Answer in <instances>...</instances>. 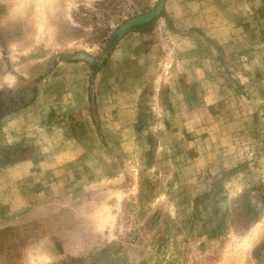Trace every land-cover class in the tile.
<instances>
[{"label":"rangeland","instance_id":"rangeland-1","mask_svg":"<svg viewBox=\"0 0 264 264\" xmlns=\"http://www.w3.org/2000/svg\"><path fill=\"white\" fill-rule=\"evenodd\" d=\"M0 264H264V0H0Z\"/></svg>","mask_w":264,"mask_h":264},{"label":"water","instance_id":"water-1","mask_svg":"<svg viewBox=\"0 0 264 264\" xmlns=\"http://www.w3.org/2000/svg\"><path fill=\"white\" fill-rule=\"evenodd\" d=\"M159 8H160V6L156 10H154V11H152V12L146 14V15L139 16V17H136V18L131 19L129 22L125 23L122 26V28H121L120 31L122 32L125 29L130 28L132 26H136V25H140V24L149 22L151 20V18H153L154 16H156L157 10Z\"/></svg>","mask_w":264,"mask_h":264}]
</instances>
